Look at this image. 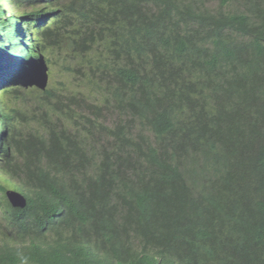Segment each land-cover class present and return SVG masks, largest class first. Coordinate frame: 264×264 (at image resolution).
I'll return each instance as SVG.
<instances>
[{"label":"trees","instance_id":"obj_1","mask_svg":"<svg viewBox=\"0 0 264 264\" xmlns=\"http://www.w3.org/2000/svg\"><path fill=\"white\" fill-rule=\"evenodd\" d=\"M54 1L38 20L34 63L62 52L86 72L88 93L107 97L89 106L87 123L54 109L55 89L31 90L44 115L10 108L4 168L61 209L53 218L40 207L49 223L12 209L28 226L16 224L22 245L8 240L0 264H264V0ZM176 34L184 45L170 42ZM147 67L158 87L146 84ZM125 84L135 89L138 131L99 123L110 103L119 114L132 108L119 94ZM85 231L102 260L67 245Z\"/></svg>","mask_w":264,"mask_h":264},{"label":"clouds","instance_id":"obj_2","mask_svg":"<svg viewBox=\"0 0 264 264\" xmlns=\"http://www.w3.org/2000/svg\"><path fill=\"white\" fill-rule=\"evenodd\" d=\"M202 1L206 3V6L211 7L210 3H208L207 0ZM2 2L4 3L1 4ZM56 3L58 2L54 0H41L40 3L36 4V6L38 7L31 6L29 8H24L22 5H15L11 0H0V75H7L8 79V81L5 82L2 87H0V125H2L0 126V143L6 142L4 138V129L5 124L7 123V118L11 116V111L7 109L6 106V100L4 99L3 101L2 99L3 97L1 91L3 89L12 88L22 90L25 88V90L31 89L42 91L46 88V86L44 85V76L49 74L48 64L51 62V59L50 61H47L45 54H41L42 61L39 64L34 63L35 55L37 52V39L39 33L38 20L40 18L41 13L45 11L46 8L50 9V6L55 5ZM146 4H150V2ZM213 4H215V1ZM11 7L14 8L13 10H15V12L11 10ZM31 8H34V10L28 13L27 10ZM152 8L154 9L153 13L156 14L158 12V9L154 5ZM170 13L172 16L171 11ZM165 22V25L170 24V20H166ZM73 27L74 26L71 25L70 27H67L65 29H73ZM166 34L167 30H163V32L160 34V37H163ZM168 39L174 44L179 43L184 45L186 43L177 34L171 35ZM65 47L66 46H64L63 48L65 49ZM159 50L163 52V54H166V51H164V49L159 48ZM99 51V45L90 48V55L87 53L89 60L98 57ZM61 53L62 52H59L57 53V55H60ZM146 64H150V56ZM26 69L28 70V72H25ZM148 70L150 71V68L147 67V71ZM149 71L145 74L149 76V81L146 82V84L151 82V84H155L158 87L161 83V80L151 75V71L150 73ZM30 79L31 81L29 82ZM35 80L40 83V86L36 84L37 82ZM1 81L2 78H0V83ZM16 81H19L20 83H15ZM90 92L92 94L95 93L100 97L99 102L102 101V98L107 97V94L104 93V91L100 93L96 89H93ZM110 92L116 95L114 90H110ZM134 92V87L131 88L129 84H125L121 86L119 94H122L123 98H126V103L132 107L130 109V107L127 106L125 112L130 116L131 120L137 123L138 127L141 128L142 123L137 118L136 114L132 111V105L134 104ZM99 106L103 107L104 105L101 104ZM62 113L65 114L66 112ZM87 120H92V116L89 115L88 117L83 119H79L78 117H76L72 121H80L81 123H87ZM14 121L15 120H13V122ZM144 133L148 135L146 131H144ZM104 142L105 137L103 140L100 141V144L103 145ZM95 159L98 160L99 157L96 156ZM2 162L3 156L0 153V185H3L5 188L3 191L0 190V200L2 201V203H0L1 216L6 219L9 224H12L14 226H16V224L28 226L26 223L23 222L22 219L18 218L16 220L10 214V211L12 209L20 208V210H25L23 213V217L25 219L36 222L40 221L49 223L46 215L43 214V212L40 210L41 206H46L49 209V217L57 218L61 206L53 207L52 205L46 202H41L38 199V196L42 193L32 188H29L25 184H21V182L16 177L8 174V171L6 168H4L5 166L2 164ZM30 203L33 207L36 208L35 212L33 213L27 212V207ZM112 205L113 204H109V206ZM21 238L22 235L19 232L13 234V238L9 240L11 242L9 247L15 245L21 246ZM23 238L25 237L23 236ZM92 238V234L89 231H85L80 233L74 241H69L70 243L67 245H70L73 242L82 244L83 248L90 250V253L92 255L96 256L97 259L102 260L103 252L94 245ZM40 240H43V237H41ZM3 248H5V245L3 247H0V250H2Z\"/></svg>","mask_w":264,"mask_h":264},{"label":"rangeland","instance_id":"obj_3","mask_svg":"<svg viewBox=\"0 0 264 264\" xmlns=\"http://www.w3.org/2000/svg\"><path fill=\"white\" fill-rule=\"evenodd\" d=\"M15 5H22L24 8H29L31 6L38 7L36 4L40 3L41 0H11ZM183 4H185L186 0H180ZM208 3H210L211 6H216L214 3V0H207ZM2 2L1 4H3ZM144 7L149 8L153 7V4H145ZM12 8V7H11ZM12 8L11 10H13ZM34 8L28 9L27 12L30 13L33 11ZM15 12V10H13ZM4 52V51H3ZM1 55V51H0ZM49 66V74L44 76V85L47 89H55L57 90L59 94V98L57 99L56 105H54V109L60 112H68L72 116H76L79 119H83L91 115V111L89 110V106L91 105H101L104 104V102H99L100 97L93 93L90 95L88 93V90L86 87H84L83 82L84 78L82 74L86 73L83 70H76L74 63L68 59L62 57L60 55H54L51 58V62L48 64ZM64 67V68H63ZM0 78H2V81L0 83V87L4 85L5 82L8 81L7 75H0ZM10 79V78H9ZM36 89V88H35ZM25 91L27 94L23 96L22 101H18L16 99H7L6 100V106L7 109L10 110V108L17 109V110H26L31 111L36 114H43L42 109L43 105L39 104L37 102V99L33 97V91L31 89L25 90V88L22 90ZM70 95H75L76 99L71 100L68 97ZM4 101V98H2ZM99 102V103H97ZM38 105H40V109L38 108ZM110 106L102 111L103 115L100 114V121L99 123H102L106 126H113V122L120 121L126 124H131L130 126L135 130H140L138 127V124L133 122L128 114L125 112H120L117 110H113L115 105L109 104ZM12 116L13 113L11 112ZM108 114V115H107ZM30 114L29 116H31ZM39 119L41 116H39ZM105 115V118H104ZM15 122V121H14ZM63 123V127H67V125ZM33 130H41L40 128L42 126H39V123L37 121H32L29 125V128ZM32 131V130H31ZM83 131L81 130L80 133ZM87 133V132H86ZM86 133L84 136H86ZM86 151L90 149V141H87L85 144ZM65 184L69 187V189H72L71 183L66 181ZM0 203L2 201L0 200ZM12 223V221H11ZM22 231L17 226H14L12 224H9L6 219H4L1 216L0 211V247H3L8 240L13 238V234H16L17 232Z\"/></svg>","mask_w":264,"mask_h":264}]
</instances>
